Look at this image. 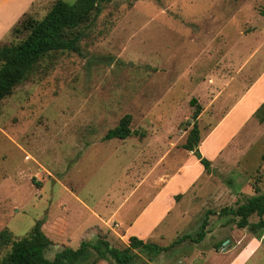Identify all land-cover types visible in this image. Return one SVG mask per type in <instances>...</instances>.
Listing matches in <instances>:
<instances>
[{"label": "rangeland", "instance_id": "1", "mask_svg": "<svg viewBox=\"0 0 264 264\" xmlns=\"http://www.w3.org/2000/svg\"><path fill=\"white\" fill-rule=\"evenodd\" d=\"M57 1L39 0L20 21L42 20ZM263 11L264 0H101V13L80 28L79 51L43 58L0 103V234L11 238L0 242V260L39 220L53 242L51 260L83 241L126 249L145 196L164 190L162 203L172 206L146 242L167 247L195 237L211 210L207 237L153 263L134 250L133 264H224L223 253H241L254 239L258 248L244 264H264V233L256 238L218 215L264 192V121L251 116L217 158L211 149L230 126L205 142L248 72L264 68ZM28 34L12 30L0 45ZM194 99L202 107L199 147L215 173L184 149ZM126 115L132 135L105 141ZM96 257L92 251L81 264Z\"/></svg>", "mask_w": 264, "mask_h": 264}, {"label": "trees", "instance_id": "2", "mask_svg": "<svg viewBox=\"0 0 264 264\" xmlns=\"http://www.w3.org/2000/svg\"><path fill=\"white\" fill-rule=\"evenodd\" d=\"M100 13L101 0H77L73 4L58 0L42 20L37 21L27 17L18 22L12 29L13 32L19 35L27 31L29 34L25 39L15 44L0 45V103L27 78L43 58L54 52H78L79 42L85 34L80 28L94 21ZM191 104L196 106L193 115L194 126L184 149L193 152L207 173H215L211 162L202 155L199 148L201 138L197 120L202 107L197 104L195 99L191 101ZM263 114L264 104L255 112L254 117L264 121ZM131 123V116L126 115L118 127L108 131L104 140L127 139L132 135ZM212 214L214 212L211 210L206 213L200 231L195 237L186 234L167 247L145 242L132 236L130 237V246L121 250L112 247L107 240L100 239L96 243L83 241L78 249L67 247L57 252L52 260L47 258L46 253L53 242L43 231L44 222L39 220L27 237L12 243L10 252L0 260V264H81L90 260L92 251L97 254V257L91 264H97L100 260H105L109 264H133L137 260L134 250H139L144 254L149 263L164 252L187 241L196 244L203 242L208 234L209 217ZM219 216H232L230 224L235 225L238 229H248L256 238H260L264 233V192L248 197L237 208H223ZM253 216L258 217V222L250 221ZM10 239L8 232L0 234V242L8 243Z\"/></svg>", "mask_w": 264, "mask_h": 264}, {"label": "crops", "instance_id": "3", "mask_svg": "<svg viewBox=\"0 0 264 264\" xmlns=\"http://www.w3.org/2000/svg\"><path fill=\"white\" fill-rule=\"evenodd\" d=\"M38 1L39 0H0V44L4 41L6 36L9 35L14 26L17 25L20 19L31 12L32 8ZM260 47L261 45L258 46V49H260ZM252 55L255 56L254 54ZM253 71L254 70H250L248 72L250 75H252V78L250 79L248 76L247 84L243 82L239 84L240 87L242 85L243 86L242 90L239 92V97L235 101L234 106L226 113V117L222 119V121L217 126L211 129L208 137L205 139V142L208 139L210 141L213 140L217 137V133L225 127L224 125L228 124L230 126L225 131L227 133L226 138L224 139L222 137L220 144L218 143L216 147H212L211 149L216 158L220 156V153L234 141L233 137L235 134L241 128L245 127L246 123L250 120L249 118L251 116L253 117L255 112L264 104V68H262L261 71L257 70L258 72L256 73ZM199 148H201L200 151H202V155H205L202 150V148H204L203 145H201ZM201 169L204 168L201 166ZM192 180L193 178L190 181ZM163 191L164 190H160L153 195L147 194L145 196L146 199L143 202V208L141 207L142 209L139 215H137L133 222H131L129 225V229L133 230L134 228H137V231H135L133 235H127L128 237L135 235V237L146 242L165 222L169 214V207L172 205L165 206L162 203ZM170 197L172 200V193ZM108 234L111 236L110 232ZM258 245L259 243L257 239H254L241 253H237L235 251L223 253L229 255L227 257H223V259L227 261L224 262V264H244L252 257L253 254L256 253ZM251 246L254 248V252L248 256H245V251ZM209 255L213 256L214 254L212 253ZM184 259L187 260L188 258L186 257ZM97 264L109 263L105 260H100Z\"/></svg>", "mask_w": 264, "mask_h": 264}]
</instances>
